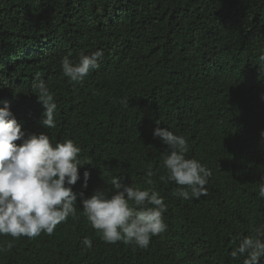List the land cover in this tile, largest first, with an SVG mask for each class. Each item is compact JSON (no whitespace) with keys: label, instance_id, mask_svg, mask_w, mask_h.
I'll return each mask as SVG.
<instances>
[{"label":"trees","instance_id":"16d2710c","mask_svg":"<svg viewBox=\"0 0 264 264\" xmlns=\"http://www.w3.org/2000/svg\"><path fill=\"white\" fill-rule=\"evenodd\" d=\"M97 49L100 68L83 82L63 74L64 56L75 61ZM261 54L264 0H0V107L8 103L26 137L44 132L80 146L79 158L90 163L79 167L74 192L110 189L113 176L152 187L164 197L168 225L146 249L108 244L78 195L76 218L51 235H0V264H242L230 252L250 224H264ZM37 74L55 95L52 129L41 123ZM156 127L184 136L187 156L211 169L207 196L172 195L178 185L166 179L168 146L153 136ZM6 241L10 250L2 249Z\"/></svg>","mask_w":264,"mask_h":264},{"label":"clouds","instance_id":"9594fccd","mask_svg":"<svg viewBox=\"0 0 264 264\" xmlns=\"http://www.w3.org/2000/svg\"><path fill=\"white\" fill-rule=\"evenodd\" d=\"M102 56L101 49L87 54L81 51L75 61L66 55L61 59V70L71 82H83L100 68ZM258 59L264 62V54ZM33 89L44 106L42 125L47 129L55 128L57 104L54 93L44 80L39 79V74ZM119 103L127 107L129 101L121 98ZM260 135L264 138V130ZM153 136L161 138L168 146L163 155L166 179L178 185L172 195L184 200L207 196L206 185L212 171L198 159L187 156L186 138L169 127H156ZM80 153V146L70 138L53 142L44 132L26 137L8 103L0 107V235L14 239L22 236L32 239L41 233L51 235L58 224L66 222L70 216L76 218L79 195L83 215L102 241L148 248L151 238L168 227L164 221L167 211L164 197L152 187L142 189L132 183L125 184L119 176L111 178L110 189L97 188L87 197L83 192L77 194L72 186L80 180L78 169L90 163L82 162ZM263 168L264 162L260 170ZM145 174L148 177L146 184L152 186L155 172L151 165L147 166ZM89 177L90 173L85 170L84 188H87ZM258 195L264 198V182ZM81 243L91 248L93 242L84 237ZM13 246L11 241H6L2 249L10 250ZM230 257L233 260L243 257L242 264H262L264 224H250L249 234L239 239Z\"/></svg>","mask_w":264,"mask_h":264}]
</instances>
